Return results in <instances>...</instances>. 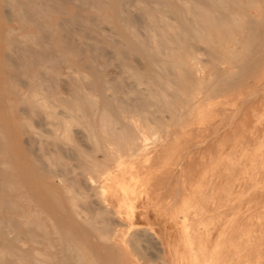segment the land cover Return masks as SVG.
<instances>
[{
  "label": "bare ground",
  "instance_id": "6f19581e",
  "mask_svg": "<svg viewBox=\"0 0 264 264\" xmlns=\"http://www.w3.org/2000/svg\"><path fill=\"white\" fill-rule=\"evenodd\" d=\"M56 1H2L35 32L14 37L12 28L8 30L4 41L11 57L0 58V264H140L146 246L157 253L150 264H181L186 253L193 259L196 244L190 233L204 222L187 216V202L194 199L199 205L201 198L209 200L216 183L208 180L201 191L182 194V186L177 189V185L189 178L185 160L166 171L161 170V163L179 132L191 125L186 117L197 107L210 105L214 95L241 84L262 64L264 30L257 27V20L263 24L262 16L255 15L258 19L247 13L259 6V0H129L131 6L140 5L141 15L137 12L139 18H130L129 25L135 30L125 43L140 55L142 64L133 57L134 66L127 48L124 51L119 48L122 43L114 42L115 52L109 58L119 65L112 76L104 70L105 54L92 53L97 45L85 54L68 37V42L59 40V35L65 39L71 30L63 20L52 23L50 15L67 14L74 26L78 20L73 17H78L70 10L63 13L66 0H58L61 5ZM79 2H74V8L83 11L86 7ZM103 3H97L98 11L107 7ZM125 3L117 0L114 18H124ZM114 35L107 32L113 38L109 42L116 41ZM191 42L205 45L204 57L213 61L204 58L209 62L203 60L206 65L223 66L220 60H229L234 63L232 69L227 64L229 67L223 66L213 77L214 68H209L210 73L201 70L191 63L198 55ZM226 42H233L236 48L225 46ZM201 55L197 56L200 61ZM11 69L25 78L20 87L25 84L27 92L12 91L17 80ZM63 70L65 81L60 78ZM200 90L204 95L195 101ZM158 129L165 134L151 145L150 135ZM22 135H27L25 141ZM192 150L186 152V158ZM141 162L148 164L139 166ZM222 191L220 205L206 209L208 220L226 206L227 192ZM150 210L155 211L158 231L153 228V217L149 218ZM229 220L220 222L225 225ZM182 234L186 252L180 244ZM208 255L211 259L200 260L220 264L214 253Z\"/></svg>",
  "mask_w": 264,
  "mask_h": 264
},
{
  "label": "rangeland",
  "instance_id": "374dc122",
  "mask_svg": "<svg viewBox=\"0 0 264 264\" xmlns=\"http://www.w3.org/2000/svg\"><path fill=\"white\" fill-rule=\"evenodd\" d=\"M2 1L4 0H0V6H1V9H0V58L1 60L4 61L6 60L5 59L6 56L9 58L11 57L9 48H7V42L4 41V38L9 33L8 30L12 28L13 36L20 37L22 34L34 33L35 28L33 26L29 27L30 26L29 24L22 22L18 17L15 18L14 17L15 10L9 11L11 8L7 4L5 5V2H2ZM79 1L80 0H78L77 2ZM81 1L83 2V0ZM87 1L92 2L93 6H87L88 4ZM95 1L96 0H85V3L83 2L84 4L82 2H81L82 4L79 2V5H82L83 8L86 7L82 11V7L77 6V10L81 9L80 11H82L83 16L81 15L80 11L79 13H77L76 8H74L75 7L74 5L77 3L76 0H73L72 3L70 0H66V2L65 0L61 1V2L66 3V6H65L66 9H64L63 13L67 12V10H70L73 14H76V16L78 17V18L76 17H73V18L78 20V21H75V23L77 22L79 24V25L77 24L79 29L76 27L77 26L76 24H75L76 26H74V20L69 15L67 14L65 15L62 13L59 14V12L51 14L50 21H52V23H57L63 20L64 23L66 22L65 26L67 24L66 27L68 31L70 29L72 33V34L71 33L65 34L66 35L65 39L63 38V35H59V40H61L64 43L66 40H67L66 42L70 40L69 42L72 46H75L77 44L76 47L78 46L77 48L80 50L83 49L84 51L82 50L81 51L84 52L85 54H89L91 52L90 48H92L93 46L94 47L93 49H95V46L97 45L98 47V49L96 47L97 51L96 49L92 50V53L97 54V53L103 52V54H105L106 57L102 59V62L105 64L104 70L107 74H110L111 76L114 75L116 71L115 69H117L116 66L119 65V61L109 58V56L113 55L115 52L113 51V49L115 50L114 45L112 46L114 42H117L118 45L122 43L119 48H121L124 51H125V48L129 49L128 51L126 49L125 52H127L126 54H129L127 56L129 57L130 61L132 62L134 66H137V64L141 65L142 59L140 55L132 51L131 45L125 43V38H130L132 31L135 30L134 28L130 27L129 20L131 17H134V16L138 18L140 17L141 15L140 5L134 3V5L131 6L132 3H128L129 0L127 1L122 0V2H127L125 3L126 14L123 19L118 20L113 17V14L117 9L115 7L117 4V0H99V1L97 0V2ZM103 1H104L103 4L108 3V4H105L107 7L104 10L98 11L97 3L99 2L101 3ZM90 2L88 5H92ZM56 3L58 5H61V3L58 2V0L56 1ZM257 3L259 4V6L261 5L260 6L261 8H259V6L258 7L254 6L252 8H249L247 10V13L250 14L251 12L253 14L255 12L253 15L252 14L250 15L258 19H260L259 16L260 17L262 16L261 18H262L263 24L260 21L261 19L257 20V27H258V30L263 31L264 30V3L261 0H259ZM63 5L65 4L63 3ZM4 9L7 11H5ZM4 11L7 12L8 14L6 15ZM96 11H98V14L96 13ZM4 14H5V17H4ZM257 14L259 16L256 17L255 15ZM6 16L10 18L9 21H6L9 19V18H6ZM84 17H86L87 19ZM101 18H104L105 20ZM70 19L73 22V23L71 22V25L73 24L72 27L70 26ZM124 19L126 21L127 27H124L125 25L122 26V24L125 22ZM86 20L88 21L87 23H86ZM171 21L173 23L175 20L172 19ZM260 23L262 24V27ZM109 26L114 27L113 28L114 30L110 29ZM14 27L15 28L19 27V28H16L17 29L16 31ZM69 27H71L72 29ZM32 28L33 30L31 31L30 29ZM79 30H80V34L78 32ZM97 31H99V33ZM107 32L109 33V36H113V32H114L115 33L114 39L117 38L121 42H118L117 39H115L116 41L109 42V40L110 39L112 40L113 38H109V36L107 37L106 36ZM118 33L120 34V36L116 35ZM69 34L70 36L72 35L71 36L72 38H70ZM86 34H90V36L87 35L86 36L87 38H85ZM243 35H245V33ZM67 37L69 38V40L67 39ZM98 40L101 41V43H99ZM123 42H124V45H123ZM191 43L192 45L194 43L193 47L197 50L198 55L203 54V56L201 55L202 57L200 56L201 61L199 60V57H197L198 55H196L195 62L191 61V63H195L197 67H199L201 70L210 73L211 71L209 68L212 67L211 63H213V61H210L208 57H204L206 56L205 55L206 53L205 45L201 43L199 44V42H191ZM67 44L69 43H66L65 45ZM84 44L85 45L88 44V45L84 46ZM225 44H224L225 46H228L229 44L228 47L230 48L234 47L233 42H226ZM101 48H105V49L111 48V50L109 49V52H108L107 50L105 49L103 50ZM240 48L238 51L241 50ZM191 50L193 51V48H190V51ZM6 51L7 53H10V54H5ZM61 51L63 52L66 51L65 46L61 47ZM129 51H132V53H130ZM220 56L224 58L222 55ZM135 57L139 61L137 64L136 62L133 61ZM218 57L219 55H217V58ZM204 58H208L209 60L207 61L211 63L209 65H206L205 63L207 61L205 62ZM203 60L205 63L203 62ZM223 60H227V59L224 58ZM209 62H207V64ZM215 62H218V61H216L215 59ZM220 62L221 64H224V63L226 64V65L224 64L223 66H226V67L228 65L231 66L230 69H232L233 62H230L229 60H227V63L224 61L222 62V59L220 60ZM207 66H208L209 71H206L208 70ZM223 66H220V64L218 65V67L216 65L213 66L212 68L214 69H211L213 70L211 73L212 77L215 76V73L217 71L224 70ZM62 67H64V65H62ZM10 74H12L14 78L17 80L16 83L13 84L12 86V91L16 93L17 92L19 93L27 92V88L25 87V84H23V86L20 87V82L24 83L25 78H23L19 74L16 75L17 73L13 71L12 69L10 71ZM64 74L65 73L63 70V73L60 76V78L64 77ZM15 75L18 77H16ZM63 79L64 78H61V80ZM61 86L64 89V84L61 83ZM62 88H61V91H63ZM250 93H251V96L249 95ZM252 93L253 94L257 93L256 94L257 97H254L256 96L254 95L252 98ZM203 95H204V90H200L198 95L196 93L194 100L198 101L199 99L203 97ZM217 95H214L212 97L210 101V105H201L197 107L192 112L191 116H188L185 118L188 121V123H190L191 125L183 128V130L179 132V137L177 141L173 143L169 153L165 157L166 159L164 160L163 163H161L162 168H163L161 170L166 171L170 168H174L177 163L183 162V160H185V162L187 163L189 167L188 174H187L189 178L187 179V181L183 180L182 182L183 184L181 183V185H177V189H178V186L179 188L182 186V190H181L182 194L189 193L190 191L193 192L195 190L201 191V189H199L200 186L204 185L206 181L208 180H211L213 181V183L214 182L216 183V187H214V191H213L214 193L209 198V200H207L206 197L201 198L198 202L199 205L195 204L196 202L194 199H189L187 202V205L190 206L187 209V216L189 218H192L194 221L203 220L204 223L200 225L199 227H197L195 231H192L190 233V236L193 238V241L196 244L195 245V248H196L195 255L193 256V259L192 257L188 259L189 258L187 257L188 255L185 256L187 253L183 255L184 257L183 259L188 260V262L186 261L187 264L189 263L196 264V262H198V264H201V262H204L202 261L203 259L200 260L201 258L203 257L206 258L207 256L209 259H211V257L208 254L214 253L215 259L220 264H264V58H262V64H260L259 67L254 72L248 74L244 78L241 84L236 85L235 87L231 88L229 91H227L224 94H217ZM12 100H16V99L12 97ZM243 100H245L246 102H244ZM233 113L236 118L234 117ZM231 116L234 117L233 121H231ZM33 122L34 123L36 122L37 124L36 120H34ZM164 134H165L164 129L156 130L153 136L150 135L149 143H151V145L156 144L158 140L162 136H164ZM21 138H22V141H25L27 138V135H22ZM198 143L201 144L199 149L194 148V145ZM189 149H193V150L191 154H188V158H186L185 155ZM244 151H246V153H244ZM242 153L244 154L242 155ZM228 159L234 162H230L228 161ZM147 164L148 163L143 164L142 162L138 163L139 166L147 165ZM173 184H176V182H173ZM223 189H226V192H227L226 206L219 209L218 212L213 213L212 216L210 217V220H208L206 209L210 208L211 204H214L216 206L220 205V202L223 198L222 197ZM246 204H247V207H246ZM191 205H193L194 207H191ZM243 206H245L244 207L245 209L243 208ZM161 212L166 213L168 211L162 210ZM229 216L232 222L231 220H229ZM150 217H153V218H150ZM224 217L226 218L225 220H224ZM149 218L151 219V221L153 219L152 222L155 223V224L153 223V228L156 231H158L160 229V226L157 224V221L155 219V211L150 210ZM227 220H229L231 223L229 221H228L229 224L225 223L224 225V223H221V222H227ZM139 223L145 224L144 221H140ZM221 224H222V227L224 226L225 227L221 228L220 226H218ZM228 227H231V228L229 229ZM215 230L216 232H218V234L216 233L217 235L214 233ZM223 234L225 237H223ZM184 239H185V234H182V237L180 239V244L183 247L182 251L186 252V248H184V245L186 247L187 243L185 242L187 241H185L186 239L185 240ZM198 244L202 245L204 249L199 250L202 247L200 245L197 246ZM147 247L148 246L144 247V250L146 253L143 252V250L141 251L142 252L141 260H139L140 264L142 263L150 264L155 259V256L157 255L155 249H153L152 247H149V248ZM221 247L222 249L220 250ZM151 249L153 253L151 251L149 252L147 251ZM197 250L199 253L197 252ZM203 250H205L206 252V254H204L205 256L201 254ZM150 252L152 253V255L150 254ZM143 253L145 255H143ZM148 253L150 254V256L147 255ZM199 254L203 255V257L200 256ZM185 260H183L181 264H183V262L184 264H186ZM210 262L211 261H209V263ZM206 263H208V260H206ZM206 263L204 262V264ZM158 264H161V263L159 262Z\"/></svg>",
  "mask_w": 264,
  "mask_h": 264
}]
</instances>
